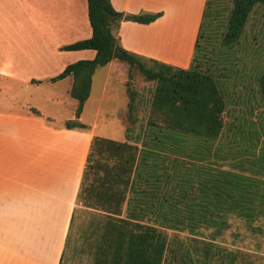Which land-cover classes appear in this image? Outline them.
<instances>
[{
  "label": "rangeland",
  "instance_id": "374dc122",
  "mask_svg": "<svg viewBox=\"0 0 264 264\" xmlns=\"http://www.w3.org/2000/svg\"><path fill=\"white\" fill-rule=\"evenodd\" d=\"M15 1L0 0V38L19 28L12 27L9 19L10 14L18 16L12 11ZM197 1L175 0L177 8L182 5L194 10ZM232 6V0H205L191 65L211 74L223 95L224 125L217 139L147 125L156 82L146 81L135 67L130 69L138 119L126 136L138 148L133 185L143 189L142 196L152 205L149 210L159 213L157 219L156 214L139 212L151 220L146 224L166 235L164 264H264V104L258 81L264 71V4L251 8L239 40L225 46L222 38ZM188 19L191 21L184 22L181 33L192 29L195 21L191 16ZM18 49L22 47L17 45ZM106 67L93 74L91 95L80 121L90 125L95 120L96 136L124 142L119 115L126 111L121 84L125 77L120 70ZM106 75L108 82L95 118V97ZM59 83H36L24 98L49 112L45 97L51 92L71 100L67 82ZM71 111L65 101L60 113L63 120H70ZM135 194H127L130 201L126 210L123 207V215L127 212L130 217V209L140 207L131 201ZM88 201L87 206H94L93 198ZM75 213L63 264H94L95 245L106 216L81 202Z\"/></svg>",
  "mask_w": 264,
  "mask_h": 264
},
{
  "label": "crops",
  "instance_id": "0c3cea01",
  "mask_svg": "<svg viewBox=\"0 0 264 264\" xmlns=\"http://www.w3.org/2000/svg\"><path fill=\"white\" fill-rule=\"evenodd\" d=\"M16 1L12 11L15 9L18 16L10 14L9 19L12 27L18 25L19 28L10 29L6 37L0 38V264H63L75 212L81 202L78 192L87 156L93 138L97 137V122L85 124L86 129L65 128L63 122L69 119L63 120L60 114L65 101L72 110L69 118H75L77 102L70 95L71 100L58 97L57 92L46 96L49 112L33 107L24 97L33 85L43 82L60 84L65 81L69 94L72 77L51 79L70 63L94 58L95 51L91 49H61L91 36L87 0ZM110 2L123 14L162 13L148 24L121 21L114 31L120 47L145 60L183 69L191 67L205 0H198L195 10L182 5L177 8L175 0ZM21 13L23 16L19 17ZM189 16L195 21H192L194 25L188 32L181 33L184 22L191 21ZM17 45L22 49L17 50ZM102 67L121 71L125 77L121 84L126 93L128 64L113 59ZM107 77L95 97V118L99 116ZM90 95L91 88L87 99ZM127 103L128 97L126 111L119 115L126 134L124 142H129L126 136L130 132L126 130L130 125L126 117ZM135 175L136 171L133 183ZM129 192L131 190L127 194ZM127 194L120 214L81 202L82 206L100 210L106 216L95 245L94 264H108L100 262L102 253L110 254L112 233H118L108 228L112 219L140 224L151 221L141 213L134 218H128L127 212L122 214L123 207L126 210L129 203Z\"/></svg>",
  "mask_w": 264,
  "mask_h": 264
},
{
  "label": "trees",
  "instance_id": "16d2710c",
  "mask_svg": "<svg viewBox=\"0 0 264 264\" xmlns=\"http://www.w3.org/2000/svg\"><path fill=\"white\" fill-rule=\"evenodd\" d=\"M232 1V10L222 38V44L225 46L239 40L251 8L257 3L264 4V0ZM87 14L92 29L91 36L65 45L61 49L66 51L91 49L95 51L94 58L70 63L51 79L55 81L67 76L72 77L69 94L77 104L75 118L65 120L63 122L65 128H87L78 119L90 94L92 75L97 68L105 66L113 59H119L129 66L128 80L125 83L128 97L126 117L130 124L126 128L127 131H131L137 121L136 92L130 84V69L135 67L146 81L156 82L147 125L209 140H215L220 136L224 125L222 114L225 102L216 79L211 74L203 73L194 66L183 69L152 59H142L126 51L116 42L114 31L121 21L148 24L160 17L161 12L128 15L116 11L110 0H87ZM258 81L264 104V71ZM137 156L138 148L135 144L94 137L87 156L78 200L88 204V199L93 198L95 206L112 214H120L126 194L131 190L136 193L131 201L140 207L136 211L130 209L128 218H134L136 214L138 217L140 211L154 214L153 209L149 210L152 205L142 196L143 189H135L133 185L132 177L137 167ZM155 214L158 219V211ZM109 226L110 231L118 233H112L113 245L111 242V249H108L110 254L106 255L107 251L102 253L100 263L164 264L167 238L158 227L130 220L119 222L116 219H112ZM134 230L138 232L134 233ZM123 232L127 234L124 235Z\"/></svg>",
  "mask_w": 264,
  "mask_h": 264
}]
</instances>
